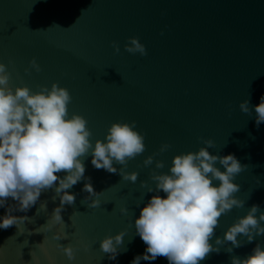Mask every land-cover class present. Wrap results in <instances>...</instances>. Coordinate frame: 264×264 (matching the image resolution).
<instances>
[{
  "label": "water",
  "instance_id": "95a60500",
  "mask_svg": "<svg viewBox=\"0 0 264 264\" xmlns=\"http://www.w3.org/2000/svg\"><path fill=\"white\" fill-rule=\"evenodd\" d=\"M130 38H138L147 55L126 52ZM33 59L39 72L30 65ZM0 63L13 93L18 87L50 90L53 83L67 89L68 118L87 121L93 147L97 140L107 142L113 123L135 122L145 144L126 167L113 164L116 174L95 169L91 150L80 158L100 194L84 200L85 180L67 190L76 199L64 206L63 222L52 221L60 206L54 188L43 191L29 211L13 212L30 221L0 229V264H130L147 247L135 220L157 194L148 192L155 190L152 175L170 174L175 156L198 152L207 147L205 140L213 141L210 154H234L247 167L232 181L240 186L233 198L244 206L222 214L209 241L219 254L199 264H231L233 257L251 255L257 244L264 250V235L251 243L238 236L242 246L231 253L230 242L215 243L252 206H259L257 218L264 213V124L256 126L254 111L264 95V0H0ZM245 100L248 114L239 108ZM165 144L170 147L160 152ZM149 156L153 163L144 166ZM156 162L164 167L157 169ZM215 167L225 171L219 163ZM121 169L136 172L137 181H124ZM92 200L99 206L89 207ZM7 203L16 204L11 198ZM4 214L0 208V217ZM120 232H125L120 254L109 259L100 242ZM57 233L64 239L54 240ZM58 244L71 246L75 258L69 260ZM140 264L168 261L158 257Z\"/></svg>",
  "mask_w": 264,
  "mask_h": 264
},
{
  "label": "clouds",
  "instance_id": "9594fccd",
  "mask_svg": "<svg viewBox=\"0 0 264 264\" xmlns=\"http://www.w3.org/2000/svg\"><path fill=\"white\" fill-rule=\"evenodd\" d=\"M112 46L119 53L118 44L113 42ZM125 51L147 55L138 38H130ZM30 65L40 71L35 59ZM9 79L6 66L0 63V208H5V214L0 217V229L18 228L19 224L30 221L27 216L12 213L29 211L41 193L48 189L54 188L60 200V206L52 213V221L56 224L63 222L61 212L64 206L74 204L76 197L67 190L78 182L86 181L82 191L89 195L84 200L98 196L100 192H96L90 178L85 177L86 169L80 159L87 156L89 150L93 167L111 174L118 171L113 167L114 163L126 167L129 160L145 151L144 136L134 131L135 122L131 125L113 123L108 129L107 142L97 140L93 147L87 121L79 115L68 118L67 105L72 98L67 89L53 83L50 90L43 87L33 93L28 87H18L13 93L8 87ZM249 104L250 101H243L239 104L240 110L248 114ZM254 111L255 123L259 127L264 124V95ZM203 143L207 147H201L198 152L175 156L170 174L152 175L155 190L148 188V192L157 194L151 197L135 220L136 233L147 247L130 264H140L141 260L155 261L158 257L166 258L168 264H199L210 253L219 254V247H213L209 241L222 214L244 206V202L233 198L240 186L232 181L247 166H242L234 154H210L208 148L214 146L213 141ZM169 147L162 145L160 152ZM143 163L144 166L151 165L153 157L149 156ZM217 163L225 171L215 167ZM163 167V162H156L157 169ZM58 173L65 175L61 178ZM119 175L132 183L138 178L136 172L128 174L122 169ZM213 181H219V186H213ZM141 186L147 187L145 184ZM160 192L165 197H161ZM8 198L16 204L8 205ZM97 206L99 200H92L89 205L91 208ZM258 211L259 206H252L246 216L227 229L222 240H215L216 245L230 242L233 247L227 251L231 253L233 248L242 246L238 236L247 237V242L251 243L255 236L264 235V213L257 218ZM121 212L125 213L126 209ZM124 236L125 232H120L106 237L100 242V250L115 260ZM53 239L59 241L64 237L57 233ZM57 247H62L69 260L75 258L71 246L58 244ZM231 264H264V250L257 244L251 255L245 259L233 257Z\"/></svg>",
  "mask_w": 264,
  "mask_h": 264
}]
</instances>
